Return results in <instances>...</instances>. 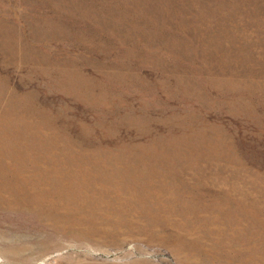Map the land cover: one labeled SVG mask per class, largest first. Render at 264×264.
Masks as SVG:
<instances>
[{"label": "rangeland", "instance_id": "374dc122", "mask_svg": "<svg viewBox=\"0 0 264 264\" xmlns=\"http://www.w3.org/2000/svg\"><path fill=\"white\" fill-rule=\"evenodd\" d=\"M0 264H264V0H0Z\"/></svg>", "mask_w": 264, "mask_h": 264}]
</instances>
